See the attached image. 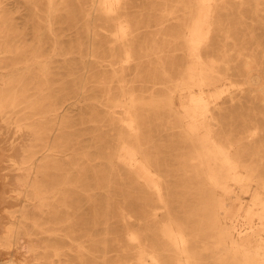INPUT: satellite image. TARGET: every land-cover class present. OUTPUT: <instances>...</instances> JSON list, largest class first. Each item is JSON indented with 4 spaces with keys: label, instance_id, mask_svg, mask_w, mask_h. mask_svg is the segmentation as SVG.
Listing matches in <instances>:
<instances>
[{
    "label": "bare ground",
    "instance_id": "bare-ground-1",
    "mask_svg": "<svg viewBox=\"0 0 264 264\" xmlns=\"http://www.w3.org/2000/svg\"><path fill=\"white\" fill-rule=\"evenodd\" d=\"M94 1L92 13L100 12L111 18L115 46L122 47L126 63H137L136 74L140 77L143 74L140 69L142 53L136 46L138 41L134 34L136 26L143 22H134L129 16V0ZM161 6L158 10L163 15L173 16L183 12L187 20L181 33L175 35L160 30L156 34L159 37L153 39L151 46L146 48L147 56L157 55L159 58L164 76L161 84L165 91L164 95L153 94L149 99L130 86V82L126 81L125 71L121 74L119 69H115L111 77L104 76L99 81L93 79L89 83L86 81L88 60L109 57L112 58L110 66L113 67L121 57L117 48H112L109 54L101 53V40L96 38L98 34L89 26L94 15L89 14L81 5L77 9L67 0L50 1L48 41L39 29L35 30V38L24 39L26 34L22 35L19 28L13 25V20L0 10V55H15L16 64L21 65L19 70L13 69L9 79L3 82L4 87H0V114L5 121L16 124L19 130L31 133L35 141V146L25 150L21 164L17 163L18 170L22 173L17 179L18 183L22 187V193H27L32 188L42 211L45 206H50L49 200L63 192L62 185L67 190L58 204L62 203L68 211H79L82 209L81 201L86 196L87 204L96 211L101 209L102 203L87 194L92 188L91 178L97 179L98 189L106 190L103 183L109 182L111 174L119 176L117 167L121 166L133 173L137 182H143L150 194L131 192L124 199L125 204L142 202L145 207L144 217H152V223L158 226L153 230L152 225L147 224L142 226V231H130L127 228V242L134 250L123 249L122 253L127 258L134 257V264H264V141L256 147L250 143L252 139L244 142L249 135L237 138L236 135L240 133L256 136L251 134L252 128L248 125L243 132L240 130L229 135L217 128L213 124L218 123L213 110H216V101L225 91L212 95L207 93L220 82L228 80V73L220 70V64L211 58L209 51L212 50L214 36L220 31L217 30L221 27L220 10L229 12L230 8L225 7L224 0H164ZM169 6L176 7L169 10ZM241 6L247 13L259 15L264 12V0H242ZM63 12L71 19L75 18L76 13L85 15L88 19L86 30L89 38L85 44L79 39L69 47L67 35L58 33L57 15ZM226 36L227 40H232L230 32H226ZM165 44L186 45L184 51L187 52L189 65L183 72L177 73V67L174 66L169 69L167 56L166 61L160 58L169 50L170 46L165 47ZM87 49L89 53H86ZM228 53L227 50L225 54ZM70 54L79 55L82 64H85V80L76 77V67L70 66L68 76L77 80L74 89L54 87L52 76L61 73L54 72L52 65L57 58H63L64 64H70L73 60ZM229 57L230 55H226L221 64L227 71L231 70ZM256 65L255 61L245 62L249 74L247 84L252 90L259 91L264 101V80L260 74L255 73ZM175 73L179 78L174 76ZM93 83H97L104 94L91 95L88 100L92 102L94 109L97 105L106 107L112 117L109 120L92 117L85 121L82 118L81 124L98 123L99 129L108 127L111 131H116L117 126H124L126 133L121 134L117 141L118 153L105 152L104 148L98 151L96 146L89 147L94 149V153H85L83 149L79 152L78 148H82L87 133L83 132V128L79 131L70 130L73 126L66 114L76 102L80 103L85 99L88 84L91 87ZM157 83L159 82H155ZM178 94L181 97L182 113L176 110L175 99ZM73 99L75 102H71ZM160 113L171 114L168 126L172 129L180 128L187 142V147L180 153L182 158L178 160L176 169L179 172L176 182L182 188L181 191L171 190L174 183H170L165 177L166 170L170 168L158 159L159 152L153 150L157 147L149 133H146L152 114ZM118 114L122 116L116 117ZM64 116L69 122L64 144L66 151L71 153L68 165L63 170L60 163L54 162L58 160V154H63V147L60 146L61 143L52 142L48 131L50 125H57ZM22 121L27 123L20 125ZM259 128L256 126V129ZM100 137H97L98 140ZM97 159L101 161L95 162ZM51 169H55L58 177H63V181L56 184L48 181ZM75 190L82 194L81 200L75 195ZM239 193L251 195L250 205L243 204ZM153 196L159 207L165 210L163 214L154 213ZM55 210L57 212L58 209L52 211L56 213ZM21 213V218L12 217L16 221L9 225L6 235L0 238V247H16L21 252L28 247V251L36 255L37 247L25 244L22 238L23 223L29 217ZM120 215L126 219L128 213L120 212ZM161 217H167L168 220L161 223ZM39 221L40 219L36 220L34 226L45 231ZM69 226L67 239L74 242L75 233L78 232L79 238L86 236L90 242L89 247L78 245L79 253L76 255L79 263L84 264V253L85 264H89V257L103 260L94 264L105 263L108 253L107 237H99L88 228L83 230L86 227L83 219L75 223L70 220ZM55 251L59 256L60 248Z\"/></svg>",
    "mask_w": 264,
    "mask_h": 264
},
{
    "label": "rangeland",
    "instance_id": "rangeland-1",
    "mask_svg": "<svg viewBox=\"0 0 264 264\" xmlns=\"http://www.w3.org/2000/svg\"><path fill=\"white\" fill-rule=\"evenodd\" d=\"M50 1L51 0H0V10L2 14H6L7 18L13 20V25L19 28L22 35L26 34L24 39L30 40L35 38V30L39 29L44 33L45 39L48 41L50 36L48 34L47 19ZM67 1L77 9H80L81 5L89 14L92 13V8L95 4L94 0ZM174 1L176 2L177 0ZM241 1L242 0H224L225 7L230 8L229 12L223 9L220 10L219 21L221 27L217 29L220 31L214 36V42L211 44L212 50L209 52L211 58H214L220 64V70L224 73H228V80L220 82L217 87L208 90L207 93L208 95H212L218 91H225L216 101V110H213V114L218 119V123L213 122V124L228 135L240 130L243 132L244 128L248 125L252 128L251 134L256 136L245 133L244 135L240 133L236 136L239 138L249 135L250 137L244 140V142L247 143V141L252 139L250 143L257 147L261 145L262 140L264 141V101L262 100L260 92L252 90L247 84V77L249 74L248 70L245 68V62L255 61L257 64V67L255 66V73L260 74L264 80V12L259 15L251 12L247 13L241 8ZM163 2L164 0L128 1V4L131 6L129 9V16L131 19H133L134 22H136L135 20L143 22L140 26H136V32L134 34L135 40L138 41L136 46L142 53L140 69L143 74L140 77L136 74L138 69L137 63H126L122 47L120 45L115 46L112 38L114 26L111 18L100 12L92 13L94 15L92 17L93 22L90 23L89 26L98 34L96 38L101 40V53L109 54L112 48H117V53L121 58L119 63L113 67L110 66V60L112 58L109 57L104 59L95 57L88 60L86 64L88 67L86 81L88 83L92 82L93 79L99 81V79L104 76L111 77L113 71L119 69L121 74L125 71V78L126 81L130 82L129 85L137 92L144 93L146 99H149L153 94H165L164 87L161 84L164 76L159 64V58L157 55L147 56L146 48L151 46L153 39L159 37L156 34L160 30H164L168 33L172 32L175 35L181 33L184 30V24L187 19L183 12H179L173 16L163 15V13L158 10L162 8L161 4ZM174 7L176 6H169L168 9L171 10ZM241 11H243L242 15L240 14ZM87 22L88 19L85 18V15L76 13L75 18L71 19L63 12L57 15L56 28L58 33L67 35L66 39L70 47L72 43H76L79 39L84 41V44L85 41H88L87 39L89 37L86 30ZM226 32H230L232 40H227ZM168 46H170L169 50L166 51L164 57L160 58L166 61L167 56L170 62L168 63V68L170 69L174 66L177 67V73L183 72L189 65L187 52L184 51L186 45L165 44V47ZM227 50L229 53L225 54ZM89 52V49H87L86 53ZM77 53L79 54V52ZM83 54H85V50ZM226 55H230L229 65L231 70L229 71L221 65ZM69 56L73 58L70 64H64L65 61L63 58H57L58 60H55L52 65L54 72L61 73V75L55 74L52 76L54 87H73L72 89H74L75 81L77 80L68 76L70 66L76 67V77H81L85 80V64H82L79 55L70 54ZM67 62L69 61L67 60ZM16 63L17 60L15 55H0L1 88L4 87L3 82L7 81L10 75H12L13 69L16 71L21 68V65H17ZM177 73H175L174 76L179 78ZM62 78L63 80H61ZM133 81L136 82L132 85ZM155 82L159 83L155 84ZM63 84L64 86H61ZM90 85L88 84V88L86 89L85 99L80 103L76 102L66 114V116L69 117V122H71L73 126V128H70L71 131H79L80 128H83V132L87 133L82 148H78V150L81 152L83 149L85 153L89 151L94 153V149H90L89 147L96 146L98 151L104 148L105 152L111 151L113 153H118L119 147L117 141L121 134L126 133V128L124 126H117L116 131H111L108 127L99 129L100 125L98 123L81 124L82 118H84L83 121H85V119L89 120L92 117L107 120L112 117L107 108L102 105H97L96 109L93 108L92 102H90L88 98L91 95L101 96L104 92L99 88L97 83H93L91 87ZM30 94L33 95V92ZM180 98L178 94L175 99V105L176 110L182 113L183 109L181 107ZM71 102H75V100L73 99ZM170 115L171 114L166 113L152 114L147 125L148 130L146 133H149V136L157 147L153 150L159 152L157 156L158 159L163 163L165 162L166 167L170 168V170H166L165 177L170 183H174L171 190L176 192L182 190L176 182L179 173L176 169L178 168V160L182 158L180 153L187 147V142L183 138V133L180 128L172 129L168 126L171 120ZM66 116L61 118L57 125L56 123L50 125L48 131L49 138L51 137L52 142L56 144L61 143L60 146L63 147H61V152H63V154H58V160L54 161L55 163H60L63 170L68 165V156L69 153H71V151H66V146L64 144L65 137L69 131V129L66 128V126L69 125V122H67L68 119L65 118ZM115 116L121 117L122 115L118 114ZM26 123V121H22L19 124L24 126ZM256 126L260 128L256 129ZM258 133L259 136L257 135ZM98 136H102V139L100 137V140H98ZM33 145L35 146V141L31 133L26 130H19L16 124L5 121L0 114V238L6 235V229L9 225L16 221V219L12 217L20 216L21 218V212H23L29 217V220L23 223L22 238L25 240V244H33L37 247L36 255L29 252L28 247H26L23 252L17 250L16 247H0V264H81L76 255L79 253L77 247L81 244L84 245V247H89L90 242L88 238L86 236L79 238V236H77V234H79L78 232L75 233V238L73 237L75 239L74 242L66 237V235L70 233V220L75 223L81 219H83L84 226L86 223V227H84L83 230L88 228L87 230H90L92 233L95 232L99 237H107L108 253L105 258L106 262L102 264H134L136 261L134 257L127 258V256L122 253L123 249L125 251L134 250L127 242V228H129L130 231H142V226L147 224H151L153 230L158 226L152 223V217H144L143 211L145 207L142 202L134 201L132 205H128L125 204L124 199L126 197L128 198L127 195L131 192L150 195L145 184L143 182H137L133 173L120 166L117 167L120 175L111 174L108 180L109 182L106 184L103 183L106 190L98 189L99 183L97 179L91 178L90 180L92 188L89 189L87 194L101 201L102 205L100 210L95 211L90 208L86 202L87 197L85 196V200H83V202L81 201V210L77 211L74 209V211H68L66 207L62 206V203L58 204L62 199L61 196H64L67 190V187L62 185L61 191L63 192L61 194L58 193V195L53 198H58L59 200H49L51 201L50 206H45L42 211L40 210L39 202L35 199L36 197L33 190H31L32 188H29L27 193H22V187L17 180L18 177L22 175L18 170V164H21L25 155V150L30 149ZM42 151L44 152V149H42ZM100 161V159H97L95 162L99 163ZM87 167H90V165H87ZM49 175L48 181L51 180L55 182V184L60 180L63 181V177H58V172L55 171V169H51ZM76 192L75 195L80 197L81 200L82 194H80L79 191ZM24 194H26V197H24ZM239 194H241L240 198L243 204L250 205L252 200L251 195ZM152 199L154 213L163 214L165 210L159 207L154 196ZM53 207L58 209L57 212H59L57 213L55 210L56 213H54L52 210L55 208ZM120 212L128 213L126 219L121 217ZM39 219L45 231L34 226L33 223ZM167 220V217L160 218L161 223ZM49 230H53V232ZM116 240L118 241L115 242ZM57 248H60L59 256L55 254V249ZM83 256L85 264V253ZM97 256L99 258V255ZM96 261L101 263L103 260L101 258L94 260L91 257L87 259L89 264H94Z\"/></svg>",
    "mask_w": 264,
    "mask_h": 264
}]
</instances>
